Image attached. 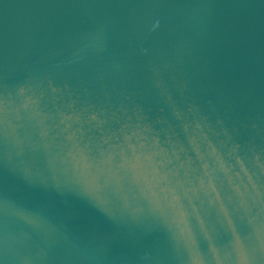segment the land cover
Listing matches in <instances>:
<instances>
[{"label":"water","instance_id":"1","mask_svg":"<svg viewBox=\"0 0 264 264\" xmlns=\"http://www.w3.org/2000/svg\"><path fill=\"white\" fill-rule=\"evenodd\" d=\"M0 264H264V0H0Z\"/></svg>","mask_w":264,"mask_h":264}]
</instances>
